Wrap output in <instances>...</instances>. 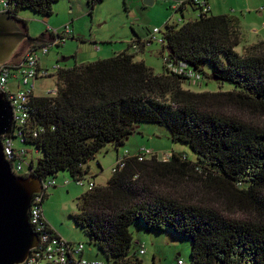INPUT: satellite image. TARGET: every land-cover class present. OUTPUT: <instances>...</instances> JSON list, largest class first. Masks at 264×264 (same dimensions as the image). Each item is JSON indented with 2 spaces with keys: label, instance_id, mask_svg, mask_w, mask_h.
<instances>
[{
  "label": "trees",
  "instance_id": "16d2710c",
  "mask_svg": "<svg viewBox=\"0 0 264 264\" xmlns=\"http://www.w3.org/2000/svg\"><path fill=\"white\" fill-rule=\"evenodd\" d=\"M1 1L0 13H8L27 32L26 22L17 17L19 10L47 17L58 0ZM186 5L197 11L194 20L180 27L167 23L162 33L159 30L162 50H170L163 73L155 74L126 50L108 59L58 68L55 94L32 96L23 141L13 137L14 151L25 150L17 160L27 165L28 175L45 183L60 171L74 182L84 180V165L107 145L114 148L117 160L123 159V167L112 172L105 186L78 197L77 211L71 214L106 264H141L129 255V227L135 221L149 230L188 238L191 264H264V123L229 110L243 109L264 118V40L240 54L235 50L242 41L238 16L213 15L195 0H181L176 10ZM140 40L136 41L143 50ZM201 63L209 64L214 81L233 89L184 88L185 81L203 78ZM182 64V74L169 68ZM141 122L166 127L171 141L187 145L196 160L190 162L175 150L168 161L157 155L138 160L141 148L119 155ZM27 147L42 156L28 161ZM186 183L203 193L201 199L180 193ZM45 198L42 191L41 207ZM234 209L244 216L232 215Z\"/></svg>",
  "mask_w": 264,
  "mask_h": 264
},
{
  "label": "rangeland",
  "instance_id": "374dc122",
  "mask_svg": "<svg viewBox=\"0 0 264 264\" xmlns=\"http://www.w3.org/2000/svg\"><path fill=\"white\" fill-rule=\"evenodd\" d=\"M222 11L214 14H229L238 16L241 22V44L235 50L242 54L245 49L264 39V0H220ZM181 0H152L147 4L145 0H58L52 5V14L45 16L22 8L17 17L26 22L27 34L31 38H37L44 34L52 35L61 42L60 46L52 43H42L48 46V54L41 57V66L47 70L50 76L41 77L35 82V95L45 96L57 89L56 67L71 68L75 65L108 59L114 54L128 51L134 55L136 61L144 62L155 74L163 73L164 57L167 50H162L161 33L165 25L172 24L180 27L189 20H194L197 11L186 5L183 16L176 6ZM1 10V5H0ZM222 12V13H221ZM21 28V27H20ZM252 30H258L255 34ZM153 38L151 43L135 49L134 41L141 38ZM29 48L17 49L11 60H19L27 55ZM63 57H70L66 62H61ZM204 74L199 81H185L183 87L194 92H218L229 91L233 87L212 79V69L207 63H201ZM243 119L259 124L264 123V118L243 109H229ZM138 131L129 137L124 146L118 150L119 155L125 151L134 153L139 148L152 151V155L164 153L170 154L175 150L186 155L188 161L194 162L196 156L190 148L181 143H173L166 127L155 123H137ZM16 145L18 143L16 142ZM29 153L27 160H36L42 156L41 152H33L27 147ZM157 153V154H156ZM160 154V155H158ZM151 158V156H150ZM117 155L110 145L101 149L94 160L89 161L94 176L86 177L84 184L79 185L65 171H60L53 180L55 187L48 188L46 198L42 203L45 219L50 226L64 238L80 243L84 247L85 257L105 261L104 255L97 245L90 242L84 230L76 225L71 214L77 211L76 202L84 192L88 190L87 181L93 179L96 186L107 184L112 175V168L116 164ZM163 161V160H162ZM100 165V166H98ZM27 169V165L25 167ZM65 180L68 181L64 184ZM179 191V189H169ZM180 193L189 194L193 199H201L203 193L191 183L182 185ZM220 207H224L220 202ZM235 208V207H234ZM234 216L243 217L245 213L240 209L230 212ZM129 230L133 243L129 248V255L136 256L141 264H178L181 260L184 264H191V242L188 238L177 237L168 230H149L141 222H133ZM143 254L139 255L138 250Z\"/></svg>",
  "mask_w": 264,
  "mask_h": 264
},
{
  "label": "built area",
  "instance_id": "2783aa9c",
  "mask_svg": "<svg viewBox=\"0 0 264 264\" xmlns=\"http://www.w3.org/2000/svg\"><path fill=\"white\" fill-rule=\"evenodd\" d=\"M203 11L210 9L209 0H195ZM0 4L3 1L0 0ZM179 5V4H178ZM176 6V8L178 7ZM156 32H160L159 29H155ZM54 37V36H53ZM151 38L148 36L145 39L140 40L141 45H148L151 43ZM54 41V42H53ZM52 42L59 46L61 42L55 38ZM160 42H162L160 40ZM133 47L137 49L139 47L137 41L133 42ZM48 54V46L42 44L39 50H29L27 55L19 60H10L7 63L0 64V92H3L7 101L10 104L13 113V126L9 135L2 137L3 152L6 160L11 166V170L15 175L27 176L29 169L24 168L17 157L24 155L25 150L19 148L14 151L13 137L19 138L23 141L22 130L25 128L29 117L30 101L33 95H35V82L41 77H48L47 70L41 66V57ZM166 57H164L165 60ZM184 64L180 68H173L169 65V68L174 72L182 74L184 71ZM183 67V68H182ZM59 67L57 66L56 69ZM182 68V69H181ZM191 79H199L198 76L193 74H187ZM53 91L50 94H55ZM160 155V154H159ZM138 160H143L152 156V151L149 149L141 148L140 154L137 155ZM172 156V153H164L160 155L161 161H168ZM124 165L123 159L117 160L116 164L112 168L114 172L118 168H122ZM43 183V191H46L50 187H55L53 180ZM75 183L82 185L84 181L82 179L75 181ZM67 184V181L65 182ZM95 183L92 180L87 181V188L91 190L95 188ZM41 193L34 196L31 207L28 213L29 224L33 232L38 236V243L35 248H32L29 252L27 259L21 264H106L99 259H89L84 256V247L80 243H73L67 241L57 233H51L47 230L49 224L44 217L41 207ZM143 250H140V254H143ZM178 264H184L182 261H178Z\"/></svg>",
  "mask_w": 264,
  "mask_h": 264
},
{
  "label": "water",
  "instance_id": "95a60500",
  "mask_svg": "<svg viewBox=\"0 0 264 264\" xmlns=\"http://www.w3.org/2000/svg\"><path fill=\"white\" fill-rule=\"evenodd\" d=\"M145 2L151 4L152 0ZM23 41L32 45L44 43L42 35L31 38L8 13H0V64L10 61ZM69 59L63 57L61 62ZM12 126V109L0 92V264H21L36 247L38 236L29 224L28 213L34 196L43 191L40 178L15 175L5 158L1 139L11 133Z\"/></svg>",
  "mask_w": 264,
  "mask_h": 264
},
{
  "label": "crops",
  "instance_id": "0c3cea01",
  "mask_svg": "<svg viewBox=\"0 0 264 264\" xmlns=\"http://www.w3.org/2000/svg\"><path fill=\"white\" fill-rule=\"evenodd\" d=\"M209 7H210V11H211V13L213 14V15H216V14H214V12H218L219 13V11H222L221 9H222V7H223V5H222V3H221V1L220 0H209ZM186 9V7L184 8V10ZM184 10H182V11H180V13H181V15H184L183 14V11ZM222 13V12H221ZM220 15V14H219ZM197 16H198V13H197ZM196 16V17H197ZM264 27V26H263ZM252 32L253 33H255V34H257L258 33V30H252ZM258 40H264V39H258ZM116 152V151H115ZM116 155H117V153H116ZM87 169H88V174L86 175V177H90V175L91 176H94L95 174L94 173H91V167H90V165H88L87 166ZM86 179V178H85ZM67 180H65V182H66ZM93 181V180H92ZM65 182H64V184H65ZM94 182V181H93ZM67 183H68V181H67ZM95 183V182H94ZM57 233V232H56ZM59 236H61V237H63L62 235H60L59 233H57ZM64 238V237H63ZM64 239H66V238H64ZM67 241H70V242H73V243H75L74 241H71V240H68V239H66ZM84 255H85V253H84Z\"/></svg>",
  "mask_w": 264,
  "mask_h": 264
},
{
  "label": "flooded vegetation",
  "instance_id": "af4514ba",
  "mask_svg": "<svg viewBox=\"0 0 264 264\" xmlns=\"http://www.w3.org/2000/svg\"><path fill=\"white\" fill-rule=\"evenodd\" d=\"M21 29L24 31V29H23L22 26H21ZM42 37H43L45 43H52V40L54 39V37H53L52 35L45 36L44 34H42ZM40 45H42V44H40ZM20 46H21V47H22V46H23V47H28L29 50H30L33 46H37V45H32V44H29V43L26 42V41H23V42L21 43ZM59 46H60V45H59ZM29 50H28V51H29Z\"/></svg>",
  "mask_w": 264,
  "mask_h": 264
}]
</instances>
